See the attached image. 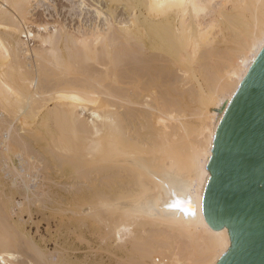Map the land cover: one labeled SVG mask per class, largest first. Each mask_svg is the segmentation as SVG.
Wrapping results in <instances>:
<instances>
[{
    "label": "bare ground",
    "instance_id": "obj_1",
    "mask_svg": "<svg viewBox=\"0 0 264 264\" xmlns=\"http://www.w3.org/2000/svg\"><path fill=\"white\" fill-rule=\"evenodd\" d=\"M39 1L0 0L5 176L26 199L50 198L29 181L39 151L48 153L58 137L46 150L41 135L34 140L41 149L25 138L33 122L52 127L54 120L67 133L64 141L82 137V147L69 143L79 151L72 158L59 136L56 147L68 154L48 149L61 168L54 162L48 179L59 187L63 170L71 173L82 158L80 168H70L81 179L63 178L70 187L79 183L73 188L87 202L84 224L98 221L99 244L86 246L76 264H216L231 238L227 227L214 228L205 217L208 164L225 109L264 50V0H55V8L71 5L68 20L78 18V25L57 8L40 13ZM14 71L15 83L8 77ZM26 92L33 110L23 104ZM11 118L21 120L19 127ZM193 143L185 168L181 151ZM14 144L24 153H13ZM71 190L66 194L75 199ZM14 242L11 232L0 233V264L18 263Z\"/></svg>",
    "mask_w": 264,
    "mask_h": 264
},
{
    "label": "water",
    "instance_id": "obj_2",
    "mask_svg": "<svg viewBox=\"0 0 264 264\" xmlns=\"http://www.w3.org/2000/svg\"><path fill=\"white\" fill-rule=\"evenodd\" d=\"M208 169L205 217L231 238L216 264H264V50L225 109Z\"/></svg>",
    "mask_w": 264,
    "mask_h": 264
},
{
    "label": "rangeland",
    "instance_id": "obj_3",
    "mask_svg": "<svg viewBox=\"0 0 264 264\" xmlns=\"http://www.w3.org/2000/svg\"><path fill=\"white\" fill-rule=\"evenodd\" d=\"M53 2H54V4H53ZM55 3H56L55 0H49V2L47 0H40L39 3H38L37 10L40 13H42L43 10L47 9L44 12H49L53 8L51 10V12L52 11L56 12V8H57V9H60V13H62V11H64V14L62 13V15L63 16L65 15L67 17L66 22L71 20L70 18H68V17H70V14H69L70 9H68V8H71V5L70 6L67 5L68 7L65 6L66 9L64 7V9H65L64 10L60 4H56V8H55ZM46 6L48 8H45ZM60 6H61V8H60ZM40 7H41V9H40ZM78 11H80V10L78 9ZM71 12H73V11H71ZM87 14L88 13H86V16L90 15V14H88V15ZM65 16H64V18H65ZM74 17H76V15ZM43 18H45V17H43ZM86 18L87 17L84 18V22L90 24L91 20L87 21ZM87 19H89V18H87ZM77 20H78V18L76 19V21L74 20V21H69V22H70V24L78 25ZM72 22H74V23H72ZM14 74H15V71L12 72L11 74L10 73L8 74L9 79L13 83H15L14 79H12V78H14L13 77ZM17 86H14V87L17 88ZM26 93L28 94V92H26ZM27 94H25L26 97H27V98H25L24 97V93H23V98H25L23 104L27 105L30 102L31 105H29L30 104L29 103L27 105V107L30 106V108L33 110V107L35 105L33 106L32 103L34 102V100L31 98L32 101H30V99H29L30 98L29 97L30 94H28V96H27ZM25 101H27V102H25ZM33 104H35V103H33ZM24 107H26V106L24 105ZM0 108H1V106H0ZM31 109H29V110H31ZM11 120L12 121H10V122H13L14 125L16 124V125H18L17 127H19V124H20L21 120H20V122H18V120H16V118H13V119L11 118ZM54 122L56 123V125H55ZM40 123H43V122H40ZM40 123H36V122L34 123L33 122L32 125H31V123H28L32 127L30 128V126H29L27 131L31 132V133H27L26 136H28V137H26L25 139L27 141H30V139H31L30 143L31 144L33 143L32 144L33 146H34V142L37 143V140H38V142H40L41 140H45V143L47 142V144H44V141H42L43 143L42 142L40 143V147L44 148V147H42V145H43V146L46 147L45 148V150H46L47 147L49 146V144H52L51 140H53L54 137H55L54 140H56V136L58 138H59V136H60V138L64 137L65 135L67 136L66 131H65V133H66L65 134L64 131H63L64 129L61 128V125H58V128H57V124H59V123H57L54 120H53L52 127L55 125L54 127H56V128H52L51 126H49V127H51L50 130L52 129L53 132H50V130L49 131L46 130L48 125H50V124L46 123L47 126L44 127L45 123H43L44 124L43 126H41ZM35 124H39V125L37 126ZM34 125L37 126V127H35ZM39 126H41V128H43V131H41L42 129L40 130L41 133L39 132V130L37 131L35 129V128H40ZM8 127H9V122L0 121V132L6 131ZM33 131L34 132H39L40 134L39 133L34 134ZM29 134H32L34 137L32 135H29ZM39 135L45 136V137H42L43 139L41 138L39 140V138L41 137V136L39 137ZM66 136H65V138H62L63 140L60 139V142L61 141L63 142L64 139L68 138ZM77 136H75V137L79 138V135H77ZM36 138H38V139L36 141H34ZM58 138H57V143H56V141L53 142V143H56V146L59 143ZM81 138L78 139L77 141L79 142V140H81ZM66 141H67V143H66ZM71 141H72V144H73V142H75L76 140L74 138V139H71ZM71 141L69 142L70 144H71ZM77 141L75 142L76 145L75 144H73V145L71 144L72 147H77V144H79V147L81 148L82 147V145L80 146L81 143L80 142L78 143ZM83 142H85V141H83ZM64 143H66L65 146L63 144L64 147H66L67 145L69 147V149H67L68 152H69V150H73V152H74V149H71V147L69 146L70 144L68 143V140H65ZM36 145H38V143L35 144V146ZM53 146H54V148L56 147L53 144V145H50L48 149L49 150L50 149L54 150V148H52ZM61 146L62 145H60V148H62ZM31 147H29L27 150L28 151L30 150L31 152H33L32 151L33 148L31 150ZM37 147L40 148L39 145ZM57 147H56V149H57V151H59L60 149L58 150ZM64 147L62 148V150L66 149V148L64 149ZM79 147H77V148L79 149ZM77 148H76V150L78 151ZM194 148H195V145L193 143V144H191L189 146V148L185 147V149L184 148L182 149L181 156L185 160L183 162L184 165L182 163L183 167H185V165L187 164V161H188V158L190 156V153H192ZM12 149L14 151V152L12 151L13 153L17 152L18 154L19 153H24L23 150H25L24 147H21V145H19V144H16V145L14 144L12 146ZM48 149L46 150L48 153H45L42 150L39 151V153L42 152V154H40L38 156H39L40 159L41 158L42 159L40 160V165H39V161H38V166L39 167L37 166V169H33L34 171H32V173L34 175V176L32 175V178H34V179H32L33 182L30 183L31 180L29 181L30 185L35 182L36 185H39V188H41L43 190L44 189L47 190V195H44V196L47 197L49 195L50 198H48V197L47 198H39V199H41V201L39 199H36V200L35 199H26L24 197V190L22 189V186L18 187L16 185H12L13 183L11 182V180H9V178H7L5 176L4 172L1 169V167L3 166L2 165L3 164V160H2L3 158L2 157H4V156L1 154L2 152H0V183H1L0 184V202H1L0 203V221H1L0 222V228H1L0 229V233L1 232L10 233L11 232V234H13L14 241H15L14 243L15 244H14V247L12 248V251L14 250L13 252L15 253L18 250V252H16L18 254L17 255L15 254L17 256V257L15 256L17 259H14V261L16 263L18 262L17 264H19V262H22V261L25 264L26 263L27 264H40L41 262H43L44 264H51L52 262L56 263V264H70V263H75L76 264V263H80V262L83 261L82 254L84 253L86 246L91 245V246L95 247V246H97L99 244L98 241L96 240V234H94V233H96V229H97V226L94 227L98 223L97 219H93L92 217L88 218L89 222L91 221V219H92V222H93V220L95 221L93 223L91 222L93 224V226H91V227L88 224H84V221H83L84 218H83L81 210H84V207L86 206L87 202L84 203L83 199L81 198L82 197V195H81L82 193L76 192L77 189L73 188L77 183H75L72 187H70L71 185L68 184L74 178H75L74 180H76V178H77L76 181L78 182V180H79L78 177L79 176H75L76 172H78V169L74 168V167H73L74 169H70V168L73 165L75 167L80 168L81 164H82V162L84 160L81 158L82 162H81V160H80V163L76 162V160L78 161V158L80 159L81 156L77 157V159L75 160L77 166L75 164H73L74 163L73 162L72 166L68 167L71 173H68L69 172L68 169H66L67 171L65 169L64 170L62 169L63 172L64 171L67 172L66 173L67 175L71 174V177L75 176L74 178L72 177L71 180H70V178L68 179L67 177H69V176H67L65 173L63 174L64 176L61 175V178L63 180L59 179L60 177L58 178L60 180L59 182H61V183H63V181L65 180L64 178L70 180V181H66L65 180L66 184L70 187V189L69 188L68 189L71 190V188H72L71 192L73 191V189L76 192V193L72 194V195L75 194V199H74V196H73V199H71L72 196L69 197L66 194L69 190L67 189L68 190L67 192H65L66 190H64L65 187L66 188L68 187V186H66V184L63 185V186H62L61 183L59 184L60 186L63 187V192H62V190L60 191V189H59L60 186L57 187L55 182L54 183L52 182V184H51V181H50L51 179H50L49 176H51L52 172L55 171V169L57 167L60 168V165L58 164V162H56V159L53 158V155H52L51 151L49 153ZM56 149H55V151H56ZM62 150H60L59 152H61ZM76 150H75L74 155L72 156V158L75 156ZM66 151H64V152H66ZM52 152L54 153V151H52ZM64 152H61V153L63 154ZM68 152H66V154H63V155H66V157H67ZM61 153H60V155L58 154L60 157H61ZM72 153H70V154H72ZM58 155L56 154V156H57L56 158H58ZM51 157H52V159H51ZM62 157H65V156H62ZM39 158H38V160H39ZM53 159H55V161ZM71 160L73 161V159H71ZM57 161H58V159H57ZM54 162L57 164V167H56V164ZM53 165H55V166H53ZM54 167H55V169H54ZM187 167L188 166L186 165L185 168H187ZM62 170H61V173L59 172V174H62ZM187 170H184V171H187ZM181 171H183V170H181ZM34 172H35V174H34ZM35 175L38 176L37 177L38 179L36 178ZM182 175H183V173H182ZM51 178H53V176H51ZM58 179H56V180L58 181ZM52 181H54V180H52ZM50 185L52 186L51 187L52 189L50 188ZM31 187H32V185H31ZM77 188H80V187L78 186ZM55 191L57 193H61L62 192L61 194H63V193L66 194L69 197L68 199H71V200L67 201L68 199L65 197L66 195H64V194L63 195L60 194L61 195V198H60L58 196L59 194L56 195V194L52 193V192L56 193ZM49 192H50V194H49ZM71 192H69L68 194L70 195ZM77 193L80 194L79 196H81V197H79ZM52 194L55 197L52 196ZM76 194H77V196H76ZM62 196H63V198L65 197L63 200H62ZM52 197H54V198H52ZM71 210H75L76 212L74 213ZM79 211H81V212L79 213ZM8 222H9V224H8ZM94 223H95V225H94ZM11 224L14 225L13 227L15 229L12 227ZM6 230H7V232H6ZM18 237H19V239H18ZM24 238H26V239H24ZM15 239H18V241L15 240ZM16 241H17V243H16ZM86 241H87V243H86ZM19 246H21V247H19ZM55 249H56V252H55ZM20 250H21V252H20ZM22 252L24 253V255H23ZM19 254L23 255V257L25 256V254H27L26 257L28 258V260H27L26 257L25 258H26V260L28 262L25 260V258L23 259V257L21 255H19ZM20 256L23 259L21 261H19L20 258H21ZM158 257H159V255H158ZM161 257H162V255H160V258ZM45 259H46L47 262L45 261Z\"/></svg>",
    "mask_w": 264,
    "mask_h": 264
}]
</instances>
